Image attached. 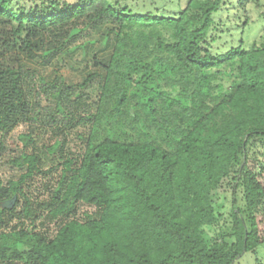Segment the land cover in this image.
<instances>
[{"label":"trees","instance_id":"trees-1","mask_svg":"<svg viewBox=\"0 0 264 264\" xmlns=\"http://www.w3.org/2000/svg\"><path fill=\"white\" fill-rule=\"evenodd\" d=\"M223 2L189 0L165 17L109 0H42L30 12L0 0V155L24 122L85 128L78 154L65 132L41 150L31 129L18 135L16 177H0V264H234L264 243V46L211 53ZM95 44L79 83L33 66ZM93 84L85 104L78 89ZM55 169L48 195L34 196L33 180ZM229 193L230 227L212 235ZM81 205L94 210L78 215Z\"/></svg>","mask_w":264,"mask_h":264},{"label":"rangeland","instance_id":"rangeland-1","mask_svg":"<svg viewBox=\"0 0 264 264\" xmlns=\"http://www.w3.org/2000/svg\"><path fill=\"white\" fill-rule=\"evenodd\" d=\"M42 0H12L11 8L14 10H25L26 12L33 11L37 5H40ZM74 2L75 0H65ZM110 3L117 7L130 9L134 14L141 15H157L165 17H176L187 7L189 0H109ZM9 27L8 19L0 17V31L6 30ZM240 40H244V47L247 49L264 46V0H224L219 12L214 14V25L210 31L208 42L211 43L210 51L213 54H223L231 47L239 45ZM100 45L91 46L92 51L87 56H83L80 50L76 51L72 59L66 58L64 61L56 62L55 64L45 66L39 64L38 60L34 61V65L41 74L47 78H53L57 74L62 76L68 83H79L82 80L85 72L88 70L86 66L91 67V54L96 52ZM71 57V58H72ZM99 88L97 84L91 85L89 88H79L78 93L82 96L85 104H91L98 98ZM44 98V97H43ZM46 104V101H42ZM29 129L33 132L35 146L40 150L45 145L51 144L56 137L64 138L63 132L66 135V151L78 154L81 152L83 143L80 139V133L85 130L84 125L78 124L75 128L67 131H61L39 121L29 125L26 122L21 123L4 139L3 155H0V177L7 180L16 177V171L10 168L8 160L9 154H14L22 148V143L18 139V135L27 132ZM30 132V131H29ZM32 147H28L30 152ZM43 153V152H42ZM45 168H51L56 162L44 153ZM254 162V161H253ZM254 163H257L255 161ZM262 161L257 164V172L260 171ZM264 165V162L262 163ZM18 174V172H17ZM59 175V170L55 169L52 172L36 177L32 182V191L34 196L39 199H44L48 195L46 188L53 184ZM239 205L243 204L242 193L237 195ZM232 195L229 193L224 200L223 212L227 211L224 218L221 220L224 224L215 226L210 229L213 235L215 232L225 235L227 227H230L229 210L231 207ZM94 208L89 205L79 206L78 215H82L84 211H93ZM221 223V222H220ZM50 227H54L53 225ZM226 228V229H225ZM54 229V228H53ZM227 238V237H226ZM234 264H264V243L257 248L255 253H244Z\"/></svg>","mask_w":264,"mask_h":264},{"label":"water","instance_id":"water-1","mask_svg":"<svg viewBox=\"0 0 264 264\" xmlns=\"http://www.w3.org/2000/svg\"><path fill=\"white\" fill-rule=\"evenodd\" d=\"M15 201H16V196H14L13 198L3 202L2 206H4V207H12L14 205Z\"/></svg>","mask_w":264,"mask_h":264}]
</instances>
